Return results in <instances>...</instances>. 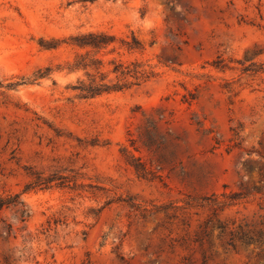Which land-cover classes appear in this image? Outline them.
<instances>
[{
  "label": "rangeland",
  "instance_id": "obj_1",
  "mask_svg": "<svg viewBox=\"0 0 264 264\" xmlns=\"http://www.w3.org/2000/svg\"><path fill=\"white\" fill-rule=\"evenodd\" d=\"M88 31L117 37L106 71L152 76L81 97ZM17 193L0 264H264V0H0V196Z\"/></svg>",
  "mask_w": 264,
  "mask_h": 264
},
{
  "label": "trees",
  "instance_id": "obj_2",
  "mask_svg": "<svg viewBox=\"0 0 264 264\" xmlns=\"http://www.w3.org/2000/svg\"><path fill=\"white\" fill-rule=\"evenodd\" d=\"M71 40L72 44L84 50L76 55L68 67L70 72L83 71L85 74V77L78 79L74 87L79 91L81 97L91 98L104 93L129 89L152 76L150 72L141 69V65L137 61L125 64L121 61L116 62L113 59L111 63L114 67L109 71L104 69L105 62L98 56V53L109 47H111V51L117 49L115 45L117 37L115 34L106 31H88L73 36ZM121 42L122 44L119 47L126 48L128 51L142 49L140 41L134 35H132V41L122 39ZM111 73L115 74V80L108 78ZM54 180V176L44 179L38 177L33 183H30L29 187H50ZM19 196L20 194L18 193L8 197L0 196V209L10 205H23V201L19 200ZM24 212L26 210L22 209V220L26 218Z\"/></svg>",
  "mask_w": 264,
  "mask_h": 264
}]
</instances>
